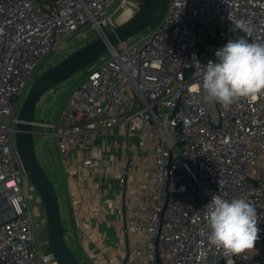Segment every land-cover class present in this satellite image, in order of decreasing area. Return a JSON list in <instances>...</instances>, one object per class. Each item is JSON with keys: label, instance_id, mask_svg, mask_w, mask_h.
Here are the masks:
<instances>
[{"label": "built area", "instance_id": "1", "mask_svg": "<svg viewBox=\"0 0 264 264\" xmlns=\"http://www.w3.org/2000/svg\"><path fill=\"white\" fill-rule=\"evenodd\" d=\"M142 2L0 0V264H57L38 242L14 144L29 86L67 41L112 31ZM150 26L86 66L57 125L42 124L69 182L74 230L84 241L114 215L112 237L98 238H113V252L93 250V264H264V94L224 108L201 87L229 40L264 44V0H169ZM209 192L254 205V249L226 256L209 243Z\"/></svg>", "mask_w": 264, "mask_h": 264}, {"label": "clouds", "instance_id": "2", "mask_svg": "<svg viewBox=\"0 0 264 264\" xmlns=\"http://www.w3.org/2000/svg\"><path fill=\"white\" fill-rule=\"evenodd\" d=\"M235 26L251 35V28L243 21L235 22ZM201 87L206 100L224 108L241 98L251 101L264 94V44L250 43L244 37L229 40L215 52V60H208L202 69ZM208 194L211 200L205 208L209 243L226 256L254 249L261 231L254 205L242 197L228 200L217 193Z\"/></svg>", "mask_w": 264, "mask_h": 264}, {"label": "water", "instance_id": "3", "mask_svg": "<svg viewBox=\"0 0 264 264\" xmlns=\"http://www.w3.org/2000/svg\"><path fill=\"white\" fill-rule=\"evenodd\" d=\"M166 0H143L138 11L129 20L118 24L108 33L100 31L97 39L68 54L55 65L38 75L29 87L13 128L15 149L27 179L40 197L47 229L46 243L58 264H78L64 240L58 197L54 186L41 169L34 153L33 135L40 134L36 127L35 109L40 99L55 86L77 73L91 62L132 38L152 25L163 15Z\"/></svg>", "mask_w": 264, "mask_h": 264}, {"label": "rangeland", "instance_id": "4", "mask_svg": "<svg viewBox=\"0 0 264 264\" xmlns=\"http://www.w3.org/2000/svg\"><path fill=\"white\" fill-rule=\"evenodd\" d=\"M168 4L169 0L166 1L163 7V15L155 21V24L163 19L168 8ZM137 11L138 10L134 12L133 16H135ZM152 28V26L144 28L142 31L134 35L135 38L148 35L151 32ZM95 39H97V34L94 30H91L86 38L71 39L67 41L65 47L62 50L53 53L47 58V60L42 66V72L48 69L50 66L58 63L68 54L87 45ZM85 72L86 67L73 74L62 83L55 86L51 91L47 92L40 99L36 106L35 120H37L41 124L43 123V125H57L60 118V114L69 98L71 90L77 87L83 81ZM36 130H39L41 133L33 135V146L35 156L41 169L53 184L55 192L57 194L60 217L62 221V227L64 229L65 243L72 251L78 264H81V254L78 250L77 234L74 231L75 226L72 217V209L69 201L70 198L68 196V186H66L67 178H65L66 175L63 172L61 156L57 151L56 141L54 137L49 134L51 132V128L40 126L36 127ZM25 192L28 197H31L29 202L35 225H37V239L43 251L46 253L48 252V246L46 243L47 229L45 224V212L42 201L38 196L37 192L34 189H31L30 183L25 184ZM68 227H71V229H67ZM72 227L74 228L72 229Z\"/></svg>", "mask_w": 264, "mask_h": 264}, {"label": "crops", "instance_id": "5", "mask_svg": "<svg viewBox=\"0 0 264 264\" xmlns=\"http://www.w3.org/2000/svg\"><path fill=\"white\" fill-rule=\"evenodd\" d=\"M43 124V123H42ZM66 178V177H65ZM66 180V179H65ZM68 180V179H67ZM66 180V186H68V182ZM68 196H69V192H68ZM70 201V200H69ZM71 205V204H70ZM72 209V208H71ZM74 222V221H73ZM72 222V224H73ZM91 224H93V221L90 222ZM118 226L119 224L115 221V217L113 214L107 216V220L105 223L100 224V226L98 225L97 227L90 225L92 230L90 232V234L88 236H86V238H84L85 240L82 241L78 238L77 236V242H78V250L81 254V259L80 262L81 264H93L92 260L90 259V257L88 256L89 253H92V255H94L93 250L98 253L99 250L101 251H106L107 249L110 252H113L112 250V240L113 238H110L109 240L107 239V242L104 244H100L98 242V238H101L103 234H106L108 237H112L113 235V225ZM75 226V223H74ZM74 227H72L73 229ZM88 228V227H87ZM67 229H71V227H68ZM75 231V230H74ZM88 245V246H87ZM108 245V248H107ZM100 251V252H101ZM113 253L110 254V256Z\"/></svg>", "mask_w": 264, "mask_h": 264}, {"label": "trees", "instance_id": "6", "mask_svg": "<svg viewBox=\"0 0 264 264\" xmlns=\"http://www.w3.org/2000/svg\"><path fill=\"white\" fill-rule=\"evenodd\" d=\"M167 1V0H166ZM166 3V2H165ZM165 5V4H164ZM51 67V66H50ZM63 231H64V229H63ZM49 250V249H48Z\"/></svg>", "mask_w": 264, "mask_h": 264}]
</instances>
